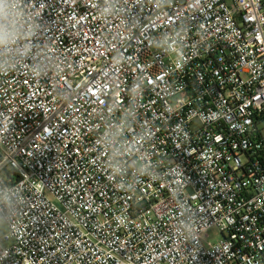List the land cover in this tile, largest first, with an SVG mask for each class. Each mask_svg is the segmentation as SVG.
Listing matches in <instances>:
<instances>
[{
  "label": "built area",
  "instance_id": "1",
  "mask_svg": "<svg viewBox=\"0 0 264 264\" xmlns=\"http://www.w3.org/2000/svg\"><path fill=\"white\" fill-rule=\"evenodd\" d=\"M0 9V264H264V0Z\"/></svg>",
  "mask_w": 264,
  "mask_h": 264
},
{
  "label": "rangeland",
  "instance_id": "2",
  "mask_svg": "<svg viewBox=\"0 0 264 264\" xmlns=\"http://www.w3.org/2000/svg\"><path fill=\"white\" fill-rule=\"evenodd\" d=\"M3 231H4V229H3ZM220 237L221 236H217L216 235L215 231H210L209 232V237H207V240H211L213 242V241L218 240Z\"/></svg>",
  "mask_w": 264,
  "mask_h": 264
},
{
  "label": "clouds",
  "instance_id": "3",
  "mask_svg": "<svg viewBox=\"0 0 264 264\" xmlns=\"http://www.w3.org/2000/svg\"><path fill=\"white\" fill-rule=\"evenodd\" d=\"M6 8V6H4ZM0 11H3V9H0Z\"/></svg>",
  "mask_w": 264,
  "mask_h": 264
}]
</instances>
